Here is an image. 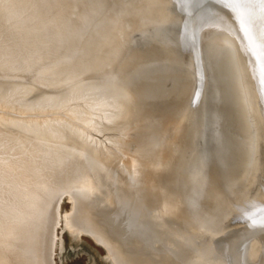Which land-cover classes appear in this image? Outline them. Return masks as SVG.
<instances>
[{
  "label": "rangeland",
  "instance_id": "obj_1",
  "mask_svg": "<svg viewBox=\"0 0 264 264\" xmlns=\"http://www.w3.org/2000/svg\"><path fill=\"white\" fill-rule=\"evenodd\" d=\"M160 4L158 1L154 7L153 2L148 0H0V165L4 162L3 160L8 158L7 155L12 153L11 156L18 155L19 159L24 158L30 163L33 162V165L43 171L47 203L48 205L53 203L51 204L53 206L57 200L58 220L54 229L55 244L53 249L55 264L113 263L109 255H106L108 251L101 242L85 231L77 233L67 224V221L71 220L69 217L74 212L75 198L78 199L79 196L83 201L86 198V201L90 200L94 203V200L98 198H93L94 196L109 194L107 191L115 186L124 191L123 200L106 206L109 209L107 211H104L106 208H103L102 211L95 207V213L87 217L92 220L93 225L97 226L101 220H107L108 216L114 217L121 227L120 231L118 230V233L122 234L121 238L125 237L131 244L138 243L144 254L139 253L151 259L154 264H171L172 259V264H180L175 261L176 258L182 261V264H199L198 258L200 259L202 252L207 247L205 242H210L207 237L201 236L194 227L186 226L178 221V224L174 223L173 227H170L168 222L161 223L154 218L149 224L144 225L146 217L144 213H141V217L144 215L143 226L139 228L140 226L138 227L137 224L141 221L131 222L132 217H129L130 222H126L127 213L123 212L126 209L115 210L116 206L123 207L132 202L133 204L136 202L137 207L145 204L140 202L141 199L135 201L136 199L132 196L134 194L127 192L130 185L127 178L132 173L134 174L137 167L135 165L137 158L132 159L135 152H139L135 149L140 148L142 152H145L142 148L145 146L146 150L147 148L154 150L149 153L151 156L142 155L139 160L144 159L145 161L150 158L147 162L155 159L160 162H156L153 173L154 177L157 175L159 182L173 181L174 187L179 188L174 190L177 193L198 188L195 186L196 180L204 182L206 179L204 171L201 172L204 158L199 159L200 165L194 166L193 171L197 176L191 174L194 179H190L193 182L192 188H189L185 183L187 177H183L182 173L184 161L189 163L191 160L186 158L189 157L192 150L191 145L195 140L196 133L193 130V125L197 121L202 122V115L212 107L211 101L213 103L216 94L221 98L218 99L220 108H222L221 101L228 98L227 94L223 93L222 95V91H220L223 85L228 87L229 79L226 76L222 60L225 57L219 53L213 55L217 48L212 43L208 44L210 40H215V36L213 37L210 32L207 33L204 37L205 44L202 45L201 52L207 64L205 75L203 74L205 78L201 75L195 76L188 54L179 50L177 42H174L176 33L168 28L165 29L167 26L164 28L160 17L157 19L158 16H153L154 13H151L154 9H161L162 14L164 10L162 7L160 8ZM174 54L185 61H183L184 67L188 70H182L181 72H185L183 75L173 72V69L178 70L181 68L180 66H176L170 71L167 70L169 55ZM173 67L175 66L173 65ZM162 69L164 72L167 70L166 74L162 72ZM214 74L218 76V81L213 79ZM211 75L213 76L211 77ZM192 76L198 78L197 92H200L199 96L204 97L205 101L198 103L200 104L198 114L195 116L196 119L194 117L190 119L192 124L188 125L186 136L181 135L184 144L182 152L184 157L181 156V160H177L174 156L173 139L170 138V146L166 147L163 146L164 142L162 141L172 135L170 129L174 125L167 123L157 133L158 131L155 129L158 121L157 113H159L157 111H161V109L155 106L162 103V107H167L170 102L168 100L174 99V93L178 92L176 89L178 86L176 88V85L174 86L176 81L177 83L185 81L186 88H189V91L192 90L194 87ZM203 81L205 84L202 90ZM135 90L137 94L134 95V101H132L137 104L141 101L139 106L143 102L145 104L141 108L142 126L132 123L133 126L124 124L116 117L119 113L118 106L111 107L112 105H110L114 98L125 97L126 103L123 107L126 108L130 104L129 99L132 97V93H136ZM243 101L240 100L236 104L241 106L240 109L247 106L243 105L245 103L242 104ZM237 106L235 107L237 108ZM236 108L232 110L233 117L228 120L230 123L227 121V116L223 120L221 118L220 122L223 125L228 123L229 133H232L233 138L235 136V152L239 156L235 166L237 172L231 173L230 165H227L230 164L228 160L220 177L230 180V184L235 179V187L241 188L243 191L250 188L257 180L258 161L263 158L264 153L261 155L262 152H260V159L256 161V158L255 163L252 162L253 160H247L248 164L246 163L245 166H242L245 159L243 156L246 155L245 152L247 155L251 154L254 146L251 144L259 140L261 143L264 134H261L263 131H260L257 123L249 124V128L248 125L244 127L243 122L240 123L243 116L239 115ZM245 108L242 109L241 114H246ZM224 109L226 111V108ZM188 110L186 109V112ZM106 114H111L112 117L107 115L106 119ZM206 115L204 118L208 117V122H214L213 116ZM244 116L246 117V115ZM155 117L156 121L153 125ZM238 119L239 121H237ZM235 121L238 122L236 135H234L235 128L231 127ZM247 128L248 130H246ZM238 131L240 133L237 134ZM248 132L252 133L251 136L247 134ZM254 134H256L255 138H253ZM243 136L247 140L242 138ZM204 138L208 139L205 135ZM189 139L192 143L189 142ZM98 140H102L104 145H112L113 154L104 162L96 161L93 158L95 157L93 156L94 145ZM120 140L122 149L118 145ZM252 140L255 141L252 142ZM159 142L162 144L160 147L158 146ZM216 145L215 143L212 148L216 149ZM245 146L246 149H244ZM197 151L199 152V150ZM23 153L24 156L21 157L20 155ZM175 160L180 162L174 165ZM218 161L219 158H215L214 166H217ZM206 164L207 169L208 164L211 163ZM176 166L180 171L174 176V180H171L169 179L171 177L169 169L175 170ZM30 167H32L31 164ZM33 168L30 171L31 174H37ZM229 175L231 177L227 178ZM240 175L241 178H239ZM116 176L119 178L117 181ZM135 176H132L133 180H135ZM225 183L229 189V183L226 181ZM161 185L164 187L165 184ZM181 185L186 187L181 188ZM151 186L153 189L157 187L162 190L160 185H145L144 196L150 193ZM216 186L221 190L224 189L222 182L220 186ZM216 186L213 184L212 188L217 189ZM127 193L131 196L129 197ZM70 194H73L74 198L70 197ZM75 194L77 196H74ZM54 197H56L55 201L52 202ZM124 198L125 201L129 200L124 202ZM227 201L226 203L229 205L231 201ZM50 207L47 206V211L49 210L47 218L50 217L53 220L54 217L50 216ZM224 211V209L221 210L222 214L226 215L225 220H231L232 215H227ZM85 219L87 221V218ZM154 220L158 222V225H161L158 229L154 225ZM164 223L165 225H163ZM244 234L246 233L244 232ZM207 235L212 239L216 237L211 231H208ZM247 236L245 235V237ZM150 244L151 248L147 246ZM250 245H253V242H250ZM241 253L238 256L243 255ZM193 257L197 261H193ZM244 258L249 259L248 257Z\"/></svg>",
  "mask_w": 264,
  "mask_h": 264
},
{
  "label": "bare ground",
  "instance_id": "obj_2",
  "mask_svg": "<svg viewBox=\"0 0 264 264\" xmlns=\"http://www.w3.org/2000/svg\"><path fill=\"white\" fill-rule=\"evenodd\" d=\"M148 1L153 2L154 7L157 5V2L160 1L161 3L160 8L161 7L163 8L164 10L163 13L161 14V9H157V10L154 9L151 13H154L153 16L154 15L158 16L157 19L160 17L162 24L165 27L166 26L168 27V25L169 26L171 25L173 18L177 17L179 19V12L181 13L180 9H182V11L185 10L184 11L185 14L186 12L187 13L190 12L189 10H192V12H194L195 10L192 9L193 6L191 5L200 3V0H184L183 4H180V8L178 7L177 9L171 12V9H169L168 4L169 2L171 3L172 0H148ZM220 2H221L220 12L222 14L221 18L216 17L217 20H214V23L212 25L213 28H215L213 29L214 31H212L211 29L204 31L205 33L203 32L204 33L203 36L206 37V34L208 32H214L212 34H213V37L215 36L214 37L215 40H210L208 44L212 43L217 48L216 51L214 50L213 55L219 53L222 55V57L223 56L225 57V58H222V60H223V64L226 70V76L229 79L228 87L223 85L220 91H222L221 93L222 95L223 93L227 94L228 98L227 100L221 101L222 108H220L218 99H221V98L219 97L218 94L215 93L216 95L214 96L213 103L211 101L212 107L208 108L206 112L202 115V120H201L202 122L200 123L199 121H197L193 125V130L196 133L194 143L191 145L193 151L191 150L189 157L187 156L186 158V159L190 158L191 160H189V163L188 161H184V166H183L184 171L182 172L183 177L185 178L187 177V181L185 183L189 186V188H192L193 182L191 181L194 179L192 178L191 174H194V171H193L194 166H197L200 163L199 162L200 158L201 159L204 158V160L202 161L203 169H201V172L204 171L206 175V179L204 180V182L202 180L203 183L199 181V179L196 180L195 186H197L198 188H196L195 190L192 189L191 191H181L177 193V191H174V190L179 189V188L174 187L173 181L159 182L157 179V175L155 177L153 176V173L155 172V168H156L155 164H157L156 162H159L157 161V159H155L154 161H150L151 163L147 162L150 160V158L145 161L144 159L139 160V157H141L142 155H145V157L150 155L149 153L154 150L152 146H150L152 149L147 148V150H146V146L142 147L144 148L143 150H145V152H142V149L140 148L135 149V151L137 150L139 152H135V156H133L132 159L137 158L135 162V165H137V167H136L134 174L132 173V175H129L127 178L128 182L130 183V185L128 186L129 188L127 189V192L134 194L132 196H134L133 198L136 199L135 201H137L138 199L139 200L141 199L140 202H144L145 206L139 205V207H137L136 202H134L135 204H133L132 202L131 204H128L127 206L126 204L123 207H120L121 205L116 206L115 210L117 209L116 211H118L120 209L121 210L126 209L125 211H123L127 213L125 216L126 222L127 223L130 222L128 220L129 217L130 218L132 217L131 222L141 221L140 223L137 224L138 227L140 226L139 228L143 226L144 215L146 217L145 218L146 220L144 221V225L149 224L150 221L156 218L155 220H158L161 223L168 222L170 224V227H173L172 225L174 223H177V221L178 223H183L186 226H191L192 228L194 227V229L201 236L203 235L204 238L207 237V239L210 240L209 243L207 241L208 245L205 242V246L207 247L205 248L204 252H202V256L200 257V259L198 258L199 264H258L264 261V234L261 235L260 237L253 238L250 241V242H253V245L249 246L250 248L248 252L245 251L241 253L243 254L241 255L243 257L238 256L240 254V251L238 250L235 251L234 249L237 246V243H236L237 240L233 232L231 233V231H225V229H223L222 230L223 233H228V234H226V236L218 235L219 233L218 231L220 230V225L223 222L222 219H219L223 215L221 212L222 205H226L227 200H229V198L232 197L234 194L237 195L240 192L241 188L235 187L234 185L236 182L235 179H234V182L230 184V180H228L227 178L231 177V175H229L226 178L227 179L226 182L229 183L228 184L229 189L227 188L226 190L224 189L221 190L217 188L216 185L220 186V183L222 182L220 176L225 170L224 168H225V165L228 163V160L230 164H227V165H230L229 168L232 170L231 173H233V171L237 172L235 170V166L238 163L239 156L235 152L236 151V146H235L236 142L234 141L235 136L233 138L232 133H229V130H228L229 126H227V124L230 123V121L228 120H230L233 117L232 110L236 108L235 106H237L236 104L240 102V100H244L242 104L245 103L243 105H247L246 106L247 110L242 105V107L245 108L244 112H246V114H241L242 109H243V108L240 109L241 106L238 105L236 108L238 109L237 111L239 112V115L244 117V118L241 117L242 120L240 123L243 122L244 127L248 125V128L250 125L257 123L260 131H263L264 133V95H263L264 92H262L260 89L261 87L263 88L264 86V83H263V80H264V50L262 49L261 51L260 49L259 51L257 48H255L256 47L254 43L256 42L254 38L255 32H253L252 30L253 27L250 26L252 25V22H253L251 20L252 16L250 13V9H245L244 7L245 5L237 4V5L232 6L229 0H220ZM167 5H168V7H166L167 9H165V6ZM214 9L215 8H213V10ZM263 15H264V12H263ZM217 16L219 15L217 14ZM187 19H190V18H187ZM187 19H185V21H187ZM190 20L192 23L195 22L192 19ZM191 30H192V27H189V28H186L184 32L187 33ZM184 32L181 31L180 35L184 36V34H186ZM262 32L263 31H261V33ZM242 40L247 41V43L249 44V47L252 50L254 57H255V58L254 57L251 58L252 60L248 58L246 59L247 61L244 60L243 56H246V52L243 49H242L243 51L241 52L240 47H239L240 41ZM202 43L205 44V41H203ZM183 45L187 46V43L185 40H184ZM188 47H192L190 43ZM196 56H197L196 60H199L198 55ZM201 56H202V59H205L203 53ZM169 57H170V60L169 62H167V68H168L167 70L170 71L172 68H176V66H180L181 70L173 69L174 70L173 72L174 73L176 72L181 75L185 73V72L184 73L181 72L182 70L183 71L188 70L186 69V67H184L185 61L182 58H180L177 54L169 55ZM244 62H246L247 68H250V71L246 70ZM191 64L193 65L192 72L195 76L201 75L203 77V74L205 75V73L203 74L201 73L205 67L201 66V69H199L198 61L195 63H191ZM173 65L175 67H173ZM167 70H165V72ZM162 72H164L163 69H162ZM195 76H192L193 77L192 83L194 86L192 90L189 91V88L188 89L186 88L187 87L185 85L186 82L183 80L181 83H177V81L176 83L173 82L174 86L176 85L175 88L178 86L176 88L178 92L174 93L175 94L173 97L174 99L168 100L170 102L167 105V107L166 106L162 107L163 105L162 103H158L155 106L161 109V111L156 110L159 113L155 111L158 114L157 115L158 121L156 123V128H155L158 131L157 133H159V131H161V129L163 128V125L167 123L168 124L172 123L174 125V127H171L173 130L170 129V134L172 133V135L171 136L169 135V137L167 136L165 140H162V141L164 142L163 146L166 147L167 145L170 146V138L171 140L173 139L172 143L174 147V156L177 160L179 159L181 160V156L184 157V155L182 154L184 144H183V140L181 139V137L183 135L186 136L187 127L188 125L192 124L190 123V119L193 117L194 119H196L195 116H197L198 114V111H199L198 107L200 105L198 103H200L201 101H205L204 97L201 98L199 96L200 92H197V89H198L197 83L199 82H197L198 78H196ZM212 76L213 75H211V77ZM213 79L214 80L217 79V81L219 80L216 74H214ZM185 80L187 81V79ZM252 91L254 92L256 96L253 95ZM136 94L137 92L132 93V97L130 99L128 98L130 104L127 105L126 108L123 107L126 103L125 97H122L121 99L116 97L114 98V101L110 102V105H112L111 107L118 106L119 113H117L118 115L116 117H118L121 120V122H124V124H130V126L132 124H137V125L140 124V126H142L141 122L143 119V116H142L143 114H141V108L144 107L145 104L143 102V104L139 106V103L141 104V101H140L138 104L137 102H135L137 105H134L135 103L133 102L134 101L133 97ZM258 94L260 97L257 96ZM141 96H143L142 93H141ZM256 99H257V102H256ZM256 105L258 106V108L256 107ZM192 108L195 110H191ZM224 108H226V111ZM186 109H189V110L186 112ZM202 109L203 107L201 108V110ZM112 114L114 116V113ZM205 114L209 116L210 115L213 116L212 118L214 122H211V121L208 122L207 120L208 117L204 118ZM107 115L112 117L111 114H106V117H105L106 119H107ZM244 115H246V117ZM226 116H227L228 123H225L223 125L221 124L220 120L221 118L223 120V118L224 117L226 118ZM119 119L117 120L119 121ZM155 121H156V117H155V120L152 122V124ZM237 121H239V119ZM237 121H235V124L233 123L231 125V127L235 128L234 135H236V129L238 126ZM248 128L246 130H248ZM241 131L244 132V130H241ZM155 133L156 132H154V134ZM238 133H240V131H238L237 134ZM198 134H199V137H198ZM247 134L251 136L252 133L249 134L248 132ZM204 135L208 137V139L204 138ZM255 135L256 134H254L253 138H255ZM197 137L199 138L198 141H197ZM242 138H246V137L243 136ZM115 140L116 139H114V141ZM238 141L239 139L237 140V142ZM254 141L252 140V142ZM189 142H191L190 139H189ZM258 142L251 144V145L254 144L252 151H251V147L249 148L251 151V154L249 153L247 155V153L245 152L246 155L243 156L245 159L243 160L244 162L242 166L243 165L245 166L246 163L248 164L247 160L248 161L253 160L252 162H254L256 158H257L256 161L260 159L259 157L260 152L264 153V150L262 149V142L264 143V141L260 143V140H259ZM215 143L217 144L216 149L212 148V146H214ZM241 144L243 145V143ZM106 145H104V142H102V140L97 141V144L94 145V155L93 156L96 157V159L95 157H93L94 160L96 161L99 160L101 162H104L106 161V158H108L109 156L113 154L112 148H111L112 145L110 146L109 144L107 146ZM118 145L122 149L121 140L119 141ZM158 146L160 147L162 146V144H160L159 142ZM244 149H246V146ZM197 150H199V152ZM247 152L249 151L247 150ZM11 155L12 153L8 154L7 155L8 158L6 160H3L4 162L0 165V264H55V262L53 261V253H54L53 249H54V244H55L54 243V240H55L54 239L55 238L54 229H55V225L57 224V220H58L57 219L58 210L56 209L57 200L55 201L56 197H54L52 201V202L55 201V205L52 206L51 204L53 203L48 205L46 188H45V178L43 177V171L41 169L39 170L38 166L36 167L35 165H33V162L30 163V161L24 160V158L19 159L18 155L16 156H11ZM201 155L203 157H199ZM20 156L23 157L24 153L23 155H20ZM98 156H100V159H98ZM226 156H228L229 159ZM217 157H219L223 170H220L218 165L214 166L215 158ZM179 162L180 161L175 160L174 165L175 163L177 165ZM208 162L211 164H208L210 167L208 166V168L206 169L205 166L207 165L206 163ZM30 164L32 167H30ZM33 166H35V168H33ZM129 167L130 166L128 165V168ZM31 168H33V170L37 174H31L30 172L32 170ZM173 168L175 167L173 166ZM173 168L169 169L170 176H171L169 179L171 180H174L175 178L174 176H176L177 172L180 171L177 169V166L175 170H173ZM212 173H213V176H212ZM132 176H135V180H133ZM194 176H197L196 173L194 174ZM250 176H253V175H250ZM239 178H241V175ZM117 179L119 178H117L116 176V181ZM190 179L192 180L190 181ZM258 181H260L259 176L257 180L253 183V185L250 184L251 187L246 189L248 190V194H251L252 192V191L250 192L249 190H253L255 188V190L258 191L260 190L262 186H264V179L261 181L262 183ZM162 183L165 184L163 185L164 187H162L161 185ZM213 184H215L217 189H215V187L212 188ZM145 185H154V186L160 185L159 187L162 190H160L157 187L153 189L152 188L153 186H151V191H149L150 193L144 196L143 194H144ZM115 187L107 191L109 192V194L105 193L103 194V196H101V194L99 196H94L93 198L98 197L97 199L94 200V203L90 200L86 201L85 200L86 198L84 199L85 201L84 202L83 199L81 200V198H79V196H78V199L75 198V201H76V203L74 201L75 209L73 210L74 212L72 213V215H70L69 217V219L71 220L67 221V224L70 227L74 228L77 233L79 231H85L89 233L92 237H94L96 240L101 242L106 247V250L108 251L107 252L108 254L106 253V255L107 256L109 255V257L111 258L114 264H154L151 259H148L146 256L143 255L144 254L143 249L138 243L134 242L131 244V242H128L125 237L121 238L122 234L118 233L121 227L119 226V223L115 221L114 217L108 216L107 220H101L99 222V226L95 224L93 225L92 220L88 219L87 216L93 215L95 213L94 211L95 207L96 209L97 207L100 208L102 211H103V208L104 209L106 208V210L104 211H107L109 209H107L106 206L116 203L119 200L120 201L123 200L122 197H123L124 191L119 189L118 186H115ZM180 187L184 188L186 186L181 185ZM140 188H141V191H139ZM117 191L119 192L117 193ZM128 193L127 195H129ZM72 195L73 194H70V197H73ZM74 196H77V195L75 194ZM130 196L131 195H129V197ZM253 196L254 194L250 195L249 198L247 199V202L253 203L255 205V203L258 202L259 200L258 198L255 199V197L254 199L251 198ZM128 200L125 201V198H124V202H127ZM97 201L99 202L97 203ZM58 202H57V205L59 204ZM262 202H263L262 205H264V198L262 199ZM47 206L49 207L51 206L49 209H51L50 216L54 217L53 220L50 219V217L47 218V213L49 211V210L47 211ZM255 206L254 208H256ZM141 213H144L142 217H141ZM80 216L87 218V221L85 218L82 219ZM110 219L113 220L114 222L113 221L111 222ZM155 220L153 222H155ZM247 224L250 226V223H247ZM154 225L156 229H158L161 226V225H158L157 221L155 222ZM163 225H165V223ZM206 231L213 232L215 236L217 237H214V239L209 238ZM147 246H150V248L152 247L151 244ZM230 249L232 250L234 249V250L231 251ZM154 250L156 251V249ZM139 252L140 253L142 252L143 254H140ZM244 257H248L249 259H246ZM194 260L197 261V259L195 258L193 259V261ZM175 261L179 262L180 264L183 263L177 258ZM170 263L171 264L173 263V259Z\"/></svg>",
  "mask_w": 264,
  "mask_h": 264
},
{
  "label": "water",
  "instance_id": "obj_3",
  "mask_svg": "<svg viewBox=\"0 0 264 264\" xmlns=\"http://www.w3.org/2000/svg\"><path fill=\"white\" fill-rule=\"evenodd\" d=\"M184 0H172V2H169V9H171V12L174 11L175 9H177L178 7L180 8V4H183ZM229 2L231 3V5H245V9H250V13H251V20L252 22V26L253 27V32H255L254 34V38L256 40L255 43V48H257L259 51L261 49L264 50V0H229ZM165 6V9H167ZM221 2L220 0H200L199 4H192L191 6L193 10H195L194 12H192V10H189L190 12H186V14L184 13L185 10L182 11L181 13L179 12V19L175 16V18L172 19V23L171 25L168 27L164 28L171 31H174L176 33V37H175V41L177 42L176 45H178V49L181 50L184 53L188 54V59L190 61V63H195L198 61L199 63V69H201V66L205 67L207 64L204 61L205 59H202V53L201 50H203L202 47V42L204 41V31H207L209 29H211L212 31H214L213 29V23L214 20H217L216 17H220L221 18ZM213 8H215L213 10ZM256 10V11H255ZM192 12V13H191ZM220 13V14H219ZM217 14L219 16H217ZM169 15V14H168ZM190 18L192 20H194L195 22H191ZM184 19V21H183ZM185 19H187V21H185ZM255 20V21H254ZM192 25H191V24ZM198 23V24H196ZM255 23V24H254ZM257 25V26H256ZM192 27V30L189 32H184V30L186 28ZM181 31L186 33L184 34V36L180 35ZM261 31H263L261 33ZM204 32V33H203ZM209 33V32H208ZM211 34L214 32H210ZM263 36V37H262ZM183 37V38H182ZM241 37V36H240ZM242 39V38H241ZM171 40V39H170ZM174 40V39H173ZM184 40L187 43V46H184ZM192 41V43H191ZM192 46V47H188V45ZM240 50L241 52L244 50L246 52V56L244 57V60H246L247 58L252 60L251 58L254 57V54L252 52V50L249 47V44L247 43V41L242 40L240 41ZM243 49V50H242ZM249 55H248V54ZM251 53V55H250ZM194 54V55H193ZM199 60L197 59V56ZM248 55V57H247ZM250 56V57H249ZM255 58V57H254ZM247 61V60H246ZM248 63V62H247ZM245 64V68L247 71H250V68H247V64L246 62H244ZM204 68L202 70V74L205 72ZM249 73V72H248ZM264 83V80H263ZM204 81L203 84L201 85V89L203 90L204 87ZM254 89V88H253ZM262 92H264V86L263 88H260ZM253 92V91H252ZM253 95L254 92H253ZM264 95V93H263ZM256 96V95H255ZM259 96V94L257 95ZM260 97V96H259ZM257 102V99H256ZM255 104V103H254ZM256 107L258 108V106L256 105ZM264 134V133H263ZM264 141V139H263ZM264 143L262 142V149L264 150ZM263 154V152L261 153V155ZM219 158V157H217ZM220 168V170H223V167L221 166V162L220 160L218 161L217 164ZM258 173L257 174L260 177V181L261 182L264 179V154H263V158L262 160L260 159V161H258ZM221 181L222 184L224 186V189L227 188V185L225 183V179L223 177H221ZM262 183V182H261ZM257 184V183H256ZM254 188V187H253ZM251 192V194H248V191L246 190H241L237 195H233L232 197L229 198V202L231 201V203L229 205H227L228 203H226V205H222L221 210H225L226 214H230L231 220L226 221V215L225 213L219 218L222 219V223L220 225V230L218 231V235H225L228 233H223V229H225V231H231V233L233 232L235 238H236V243L237 246L234 248L235 251H240V252H245L249 250V246H250V241L253 238H257L260 237L261 235L264 234V205H262V199L264 198V186H262L260 188V190L256 191L255 188L253 190H249ZM249 192V193H250ZM254 192V193H253ZM254 194L253 198L255 197L258 198V202L255 203V205L253 203H248L247 199L249 198L250 195ZM257 194V195H256ZM262 198V199H261ZM228 202V201H227ZM235 203V204H234ZM254 206L256 208H254ZM249 221V222H247ZM250 223V226L247 224ZM215 226V225H213ZM243 229V231H242ZM221 231V232H220ZM244 232L246 234H244ZM245 235H248L247 237H245ZM228 236V235H227ZM217 237V236H216ZM221 238V237H220ZM233 249V250H234ZM231 251H233L232 249H230ZM258 264H264V261L262 263H258Z\"/></svg>",
  "mask_w": 264,
  "mask_h": 264
}]
</instances>
